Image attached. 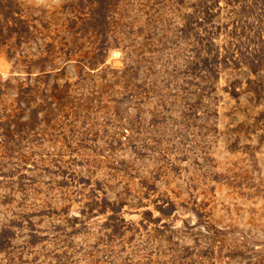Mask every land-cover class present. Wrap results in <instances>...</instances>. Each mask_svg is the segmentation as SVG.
I'll return each mask as SVG.
<instances>
[{
    "label": "rangeland",
    "instance_id": "rangeland-1",
    "mask_svg": "<svg viewBox=\"0 0 264 264\" xmlns=\"http://www.w3.org/2000/svg\"><path fill=\"white\" fill-rule=\"evenodd\" d=\"M0 264H264V0H0Z\"/></svg>",
    "mask_w": 264,
    "mask_h": 264
}]
</instances>
